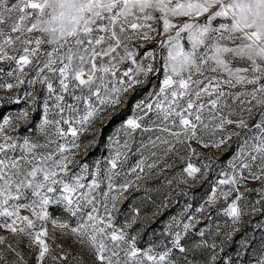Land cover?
I'll use <instances>...</instances> for the list:
<instances>
[{
    "label": "rangeland",
    "instance_id": "obj_1",
    "mask_svg": "<svg viewBox=\"0 0 264 264\" xmlns=\"http://www.w3.org/2000/svg\"><path fill=\"white\" fill-rule=\"evenodd\" d=\"M135 94L150 126L101 141ZM240 230L264 257V0H0V264H178Z\"/></svg>",
    "mask_w": 264,
    "mask_h": 264
},
{
    "label": "trees",
    "instance_id": "obj_2",
    "mask_svg": "<svg viewBox=\"0 0 264 264\" xmlns=\"http://www.w3.org/2000/svg\"><path fill=\"white\" fill-rule=\"evenodd\" d=\"M161 62H163V60H161ZM162 71V65L161 68L156 71L155 69L152 70L151 72H149V78H155L157 79V84L159 83V79L161 78V72ZM148 78V79H149ZM30 97H32V95H30ZM34 104L35 107H38V104L42 101L43 99V95H41L40 93H35L34 94ZM138 98V95H132L131 97L124 99L122 98V103L123 105L119 108H117V112L116 114L112 117V119L110 120L109 124H107L106 126L102 127L101 130V141H105L107 135L110 132V128L113 126H117L120 124L125 125V121L127 119V117L129 115H133L135 116L138 121L140 122V125L132 128L129 126L130 129L134 130V131H140L142 130L143 126H150L148 124H144L143 123V119L142 117H140L141 114H137L134 113L133 111V106L134 103L136 102ZM36 100V102H35ZM24 102L20 101L18 103H16V105H22ZM83 139L85 140L84 142H88L92 139V134H88L87 131L84 132L82 134ZM196 160H194V164L195 166L198 168L199 171H201L203 169V165L200 162V156L196 155ZM175 164H177L178 167H184L185 164L181 163L180 161L175 162ZM210 182V181H209ZM242 194V193H241ZM243 197L240 199L241 203L237 204V212L235 215V219H238L239 222H241L243 224L244 227H246V223L249 221L250 218V211L251 210V206L254 204L255 202V195L254 194H242ZM173 205L171 207V209H173ZM244 230V229H242ZM242 230L237 231L234 235V237L232 239H230L229 241H227L224 245H222L220 248V251H217L214 254V258L211 257V251L210 248L207 247L206 245H198L195 242V239L193 238H184L182 241L179 242V245L177 244H169V246L172 248V251H174L175 253H179V254H187L185 255L186 257H188L187 259H190L192 261H197L199 263L197 264H239L240 261H236V255H237V239L238 237L242 236ZM192 256H191V255ZM185 257V258H186ZM187 259H178V264H186L187 263ZM255 260V262L257 264H264V257L262 255V253L257 252L255 254H247V255H243L242 257V262L240 264H246V263H250L252 260Z\"/></svg>",
    "mask_w": 264,
    "mask_h": 264
}]
</instances>
